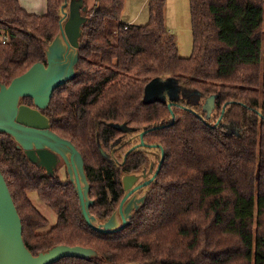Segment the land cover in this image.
I'll return each mask as SVG.
<instances>
[{
    "label": "trees",
    "instance_id": "1",
    "mask_svg": "<svg viewBox=\"0 0 264 264\" xmlns=\"http://www.w3.org/2000/svg\"><path fill=\"white\" fill-rule=\"evenodd\" d=\"M70 1L46 0L39 15L0 0V83L45 63ZM82 1L75 77L53 91L43 114L82 155L91 214L106 220L124 195L125 174L148 165L144 147L124 160L139 133L164 158L130 224L101 234L85 223L71 183L31 163L0 133V170L28 250L67 245L99 255L54 264H264V0H189L188 57L166 29L165 0H147L144 25L121 21L125 0H93L90 8ZM153 78L175 80L179 96L170 109L168 100H143ZM21 103L32 106L30 98ZM31 193L53 211V223Z\"/></svg>",
    "mask_w": 264,
    "mask_h": 264
},
{
    "label": "water",
    "instance_id": "2",
    "mask_svg": "<svg viewBox=\"0 0 264 264\" xmlns=\"http://www.w3.org/2000/svg\"><path fill=\"white\" fill-rule=\"evenodd\" d=\"M66 6V3L61 6L59 31L45 48V63L36 62L27 71L13 78L9 85L0 83V133L9 135L28 160L43 168L49 175L54 173L58 162L62 161L78 198L80 213L85 223L98 233L113 234L129 225L132 213L144 204L146 192L138 198L131 194L148 182L139 183L131 189L136 177L124 176V195L118 207L106 220L99 221L90 212L94 200L89 197L90 185L84 172L81 153L72 142L50 129V119L43 114L49 106L53 91L75 77L80 57L78 40L81 26L86 21L81 14L85 7L82 0H71L67 9ZM178 91L173 78H153L144 88L143 100L146 103H165V96L163 99L156 97L165 92L164 95L169 98L167 106L170 109L178 99ZM24 98H30L32 106L21 103ZM173 120L172 114V122ZM108 126L123 133L135 131L126 123H108ZM145 132L138 134L139 142L125 153L124 160L131 150L138 147L159 149L157 167L150 179L152 181L160 170L164 151L160 145L146 144L143 141ZM99 150L103 157H108L100 147ZM151 167L152 165L149 171ZM65 257L92 259L98 258L99 255L91 248L67 245H57L33 255L23 241L21 219L0 170V264H54Z\"/></svg>",
    "mask_w": 264,
    "mask_h": 264
},
{
    "label": "rangeland",
    "instance_id": "3",
    "mask_svg": "<svg viewBox=\"0 0 264 264\" xmlns=\"http://www.w3.org/2000/svg\"><path fill=\"white\" fill-rule=\"evenodd\" d=\"M20 3L28 11H32V8H34L36 12H41L37 14H43L45 11V0H20ZM84 4L87 8H90L93 6V0H84ZM148 18L146 0H125L121 14L122 22L130 21L137 25H144L148 22ZM165 26L175 38L178 55L181 57L190 56L192 52V32L189 0H165ZM55 171L62 183L69 182L63 164L57 165ZM29 198L38 210L45 215L49 224L55 221L53 211L49 207H45L34 193L29 194Z\"/></svg>",
    "mask_w": 264,
    "mask_h": 264
},
{
    "label": "flooded vegetation",
    "instance_id": "4",
    "mask_svg": "<svg viewBox=\"0 0 264 264\" xmlns=\"http://www.w3.org/2000/svg\"><path fill=\"white\" fill-rule=\"evenodd\" d=\"M164 93L165 92L161 93L160 95H156V97L158 99H163V97L165 96L166 99L169 101V98L166 96V94L164 95ZM144 148L146 149L145 151L148 153V156H149V158H148L149 159L148 165L146 167H143L140 172L125 174V176L126 175H134L136 177V179L133 181V183L131 185V189H133L139 183L148 182L147 185H145V186H143V187L135 190L131 194V195H136L137 198L140 197V196H142L145 192L147 193L148 186L154 180L153 179L152 181H150V179L152 178V176H153V174H154V172L156 170L157 163H158V160H159V153L156 151L157 150L156 148H147V147H144ZM59 164H63V162L62 161H59L57 165H59ZM151 165H152L151 171H149Z\"/></svg>",
    "mask_w": 264,
    "mask_h": 264
},
{
    "label": "crops",
    "instance_id": "5",
    "mask_svg": "<svg viewBox=\"0 0 264 264\" xmlns=\"http://www.w3.org/2000/svg\"><path fill=\"white\" fill-rule=\"evenodd\" d=\"M19 1V3H20V0H18ZM146 3H147V0H146ZM20 5L22 6V4L20 3ZM24 9H25V7L24 6H22ZM26 10V9H25ZM27 12H29V13H33V14H37V13H41L40 11L39 12H36V10L34 9V8H32V11H28V9L26 10ZM45 11H46V0H45ZM45 11H44V13H45ZM43 13V14H44ZM39 15H41V14H39ZM127 24H130V23H132V22H130V21H128V22H126Z\"/></svg>",
    "mask_w": 264,
    "mask_h": 264
},
{
    "label": "built area",
    "instance_id": "6",
    "mask_svg": "<svg viewBox=\"0 0 264 264\" xmlns=\"http://www.w3.org/2000/svg\"><path fill=\"white\" fill-rule=\"evenodd\" d=\"M5 42V40H3V43Z\"/></svg>",
    "mask_w": 264,
    "mask_h": 264
}]
</instances>
